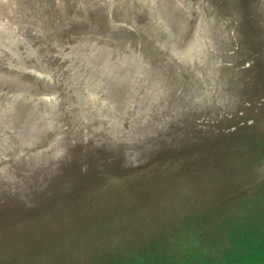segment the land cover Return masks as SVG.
Listing matches in <instances>:
<instances>
[{"label":"rangeland","instance_id":"374dc122","mask_svg":"<svg viewBox=\"0 0 264 264\" xmlns=\"http://www.w3.org/2000/svg\"><path fill=\"white\" fill-rule=\"evenodd\" d=\"M0 264H264V0H0Z\"/></svg>","mask_w":264,"mask_h":264},{"label":"trees","instance_id":"16d2710c","mask_svg":"<svg viewBox=\"0 0 264 264\" xmlns=\"http://www.w3.org/2000/svg\"><path fill=\"white\" fill-rule=\"evenodd\" d=\"M233 252V256L238 260L240 257L244 258V253L241 251V253L239 252V250L237 251H232ZM230 255V254H229Z\"/></svg>","mask_w":264,"mask_h":264}]
</instances>
